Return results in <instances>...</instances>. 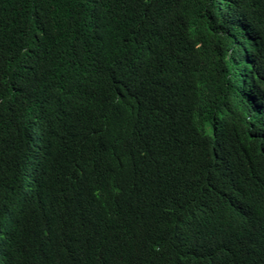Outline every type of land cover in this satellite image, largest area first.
<instances>
[{
	"label": "trees",
	"instance_id": "obj_1",
	"mask_svg": "<svg viewBox=\"0 0 264 264\" xmlns=\"http://www.w3.org/2000/svg\"><path fill=\"white\" fill-rule=\"evenodd\" d=\"M0 264H264V0H0Z\"/></svg>",
	"mask_w": 264,
	"mask_h": 264
}]
</instances>
